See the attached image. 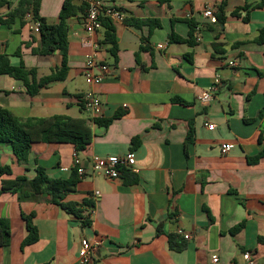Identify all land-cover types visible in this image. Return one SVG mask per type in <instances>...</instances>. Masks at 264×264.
Returning <instances> with one entry per match:
<instances>
[{
	"label": "crops",
	"instance_id": "obj_1",
	"mask_svg": "<svg viewBox=\"0 0 264 264\" xmlns=\"http://www.w3.org/2000/svg\"><path fill=\"white\" fill-rule=\"evenodd\" d=\"M105 1L125 17L159 19L162 28L143 42L149 36L148 26L137 29L115 22L119 44L115 61L109 47L95 51L85 45L90 37L83 25L86 12L81 13L69 20V69L64 81L32 96L20 81L0 76V108L23 119L84 118L93 130V141L84 151L77 152L68 143H35L24 164L10 145L0 143V169L10 166L12 171L0 172V191L3 181L34 178L38 165L51 178L68 179L78 154L88 172L66 201L82 205V215L91 221L85 227L80 218L51 203L48 195L20 202L15 194L1 193L0 220L9 221L11 242L0 247V264H85L83 238L96 247L92 264H249L246 252L253 264H264L260 241L264 239V117H260L264 44L254 42L264 28V8L251 10L249 22L230 16L261 0ZM64 2L42 0L41 17L58 24ZM84 3L75 0L78 6ZM223 3L229 18L215 31V22L204 12H216ZM246 14L241 11L242 17ZM190 19L199 25L196 46L171 43L173 33L188 38ZM35 22L27 0H8L0 6V55H8L15 66L24 63L27 69H36L40 79L61 67L63 56L34 53L41 46L40 35L31 30ZM103 37L99 30L91 39L99 43ZM215 42L223 43L226 52H216ZM239 42L243 44L235 46ZM142 45L149 49L141 51ZM94 52L111 67V74L101 84L89 86L83 70ZM214 86L213 98L201 101L199 97ZM89 90L102 97V121L112 120L108 126L94 122L82 108L80 99ZM117 114L121 116L115 118ZM191 130L193 140L187 142ZM134 138H139L138 146L133 145ZM226 143L232 148L223 154L221 146ZM129 153L136 158L130 171L137 183H128L123 175L110 179L92 174L93 155ZM256 156L260 159L250 163L249 158ZM85 200L95 207L84 206ZM24 215H34L39 235L36 243L26 246ZM242 222L244 228L232 234ZM179 230L191 234V240ZM170 236L185 245L182 251L171 247Z\"/></svg>",
	"mask_w": 264,
	"mask_h": 264
},
{
	"label": "trees",
	"instance_id": "obj_2",
	"mask_svg": "<svg viewBox=\"0 0 264 264\" xmlns=\"http://www.w3.org/2000/svg\"><path fill=\"white\" fill-rule=\"evenodd\" d=\"M8 0H0V6L6 4ZM42 0H27L28 6H32L34 12L35 21L40 22V39L41 46L39 49L34 50L38 55H52L56 52H60L63 56V62L61 67H58L52 71L50 75L42 78H38L36 69H27L24 63L19 66H15L11 63L8 55H0V76L8 75L18 81H20L26 88L27 92L35 96L41 92L44 88H47L53 83L62 82L66 79L68 73V35H69V20L71 18L79 16L81 13L87 11V4L84 3L80 6L75 4V0H65L63 8L60 13V22L58 24H50L46 18L41 17L40 7ZM167 1V0H163ZM264 8V0H261L258 4L252 6L245 4L243 7L235 9L230 16L242 18L245 22H249L250 11ZM120 10V9H118ZM121 11V10H120ZM241 11L247 12L242 17ZM216 17L217 31L220 26L226 24L229 14L226 12V3L217 7V11L214 12ZM102 30L104 31V37L99 46L109 47V53L118 59L119 44L117 39V30L115 22L109 16L103 14L101 16ZM124 22L137 29H143V27H149V36L143 37V42H148L151 35L158 28H162V23L159 19H147L141 20L134 17H126ZM190 31L188 38H183L175 33L170 36L171 43H185L190 47H194L197 44L195 33L197 32L199 25L194 20H187ZM11 25L10 22H7ZM220 34L216 36L217 40L220 38ZM257 44H264V28L260 29L258 36L254 40ZM243 44L239 42L235 46ZM215 51L218 53H225L226 48L223 43H214ZM141 51H146L149 48L141 46ZM21 50L17 52V56H20ZM190 61L191 54H187ZM116 63V62H115ZM175 101L184 102L180 98H176ZM82 108H84L82 106ZM121 114H117L115 118H119ZM260 117H264V110L260 113ZM96 123L108 126L112 120L102 121L98 119ZM193 140V131L189 132L187 142ZM93 141V130L89 125L87 119L84 118H72L65 115H55L48 118H28L23 119L15 116L10 110L6 108H0V143L8 144L12 147L13 153L16 156L19 163H27L32 150V146L35 143H68L76 147L77 152L84 151ZM133 145L138 146L140 144L139 138L133 139ZM260 159V156L249 158L250 163H256ZM2 174H10L11 167L6 166L0 169ZM35 177L30 179L27 176H19L13 181H3L1 193L10 192L17 195L20 202L29 200H38L41 195L50 196L49 201L55 205H58L63 210L67 211L80 218L85 227L90 226L91 221L88 217L82 215L81 206L75 202H67V196L77 190L78 184L81 181V177L78 174V167H74L72 173L68 179H55L51 178L44 167L37 166L35 168ZM125 180L128 183H137L138 178L128 169L122 171ZM84 206L94 208L95 204L92 201L85 200ZM27 222L28 236L24 240L23 246L36 243L39 239L38 230L33 223L34 215H24ZM245 226V223L237 225L231 230L232 234L240 232ZM175 236H170V244L174 250L182 251L185 247L184 244H176ZM260 241L264 243V239L260 238ZM11 242V227L8 220H0V247L9 245Z\"/></svg>",
	"mask_w": 264,
	"mask_h": 264
},
{
	"label": "built area",
	"instance_id": "obj_3",
	"mask_svg": "<svg viewBox=\"0 0 264 264\" xmlns=\"http://www.w3.org/2000/svg\"><path fill=\"white\" fill-rule=\"evenodd\" d=\"M87 4L86 17L83 22L84 28L89 35V39L85 41V45L92 46L95 51L99 49V43L93 41L91 37L97 33V31L102 30L101 16L105 14L113 19L114 22H124L125 15L118 10L113 5L107 3L105 0H84ZM204 16L210 19L212 22H216V17L214 11L208 9L204 12ZM40 22L36 21L31 25V30L34 33H40ZM162 47V46H160ZM97 52L89 55L86 59L83 75L86 83L89 86L101 84L110 74L111 67L103 63L97 56ZM235 65V63H231ZM216 86L212 87L211 90L203 93L199 99L203 102H209L213 98V92L216 90ZM81 105L84 109L90 113L92 120L95 122L98 119H102L104 116V102L102 97L93 90L86 92L80 99ZM207 127L211 130L215 128V125L207 124ZM222 153L226 154L230 152L232 145L230 143L223 144L221 146ZM136 164V158L134 153H129L124 156H99L93 155L91 160V172L94 175H102L110 179H120L123 175V169L132 170ZM74 167H78V174L81 178H84L87 174L86 167L82 166L81 159L78 154L74 155ZM99 194V193H97ZM178 233L186 240H191L192 235L179 230ZM96 247L88 239L83 238L81 241V258L85 264H92L94 260ZM246 261L249 264H253V258L251 253L246 252L244 255ZM219 261L217 256H213V262L217 263Z\"/></svg>",
	"mask_w": 264,
	"mask_h": 264
}]
</instances>
